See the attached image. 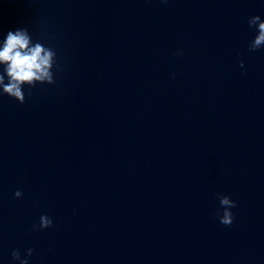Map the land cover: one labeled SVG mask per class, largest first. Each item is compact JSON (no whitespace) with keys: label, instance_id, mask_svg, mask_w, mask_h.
Wrapping results in <instances>:
<instances>
[{"label":"water","instance_id":"95a60500","mask_svg":"<svg viewBox=\"0 0 264 264\" xmlns=\"http://www.w3.org/2000/svg\"><path fill=\"white\" fill-rule=\"evenodd\" d=\"M255 14L264 0H0V32L27 27L58 65L23 104L0 96V264L29 244L27 264H264Z\"/></svg>","mask_w":264,"mask_h":264},{"label":"clouds","instance_id":"9594fccd","mask_svg":"<svg viewBox=\"0 0 264 264\" xmlns=\"http://www.w3.org/2000/svg\"><path fill=\"white\" fill-rule=\"evenodd\" d=\"M166 3L167 0H161ZM249 28H254L255 34L248 42V50L256 51L264 48V18L260 15H251L247 19ZM56 50L41 42L34 40L27 27H19L0 32V96H7L19 104L25 101V89L38 84H52L54 82V68ZM243 67V61H239ZM20 190L13 192V198H21ZM219 208L216 218L222 225H230L233 220L231 209L236 206L229 196L217 194ZM53 222V217L47 211H40L38 220L33 226H44ZM33 246L29 244L21 255L20 249L11 250L10 256L15 264H27Z\"/></svg>","mask_w":264,"mask_h":264}]
</instances>
